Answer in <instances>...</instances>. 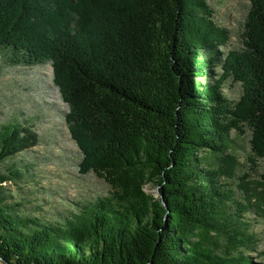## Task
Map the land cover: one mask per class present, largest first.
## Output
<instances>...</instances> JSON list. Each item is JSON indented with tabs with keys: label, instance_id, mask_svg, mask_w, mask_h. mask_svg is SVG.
I'll use <instances>...</instances> for the list:
<instances>
[{
	"label": "trees",
	"instance_id": "trees-1",
	"mask_svg": "<svg viewBox=\"0 0 264 264\" xmlns=\"http://www.w3.org/2000/svg\"><path fill=\"white\" fill-rule=\"evenodd\" d=\"M250 2L232 49L210 0H0V62L51 63L78 171L111 190L60 220L23 212L5 190L22 172L1 164L39 135L0 125L2 260L264 264L250 218L264 224V0Z\"/></svg>",
	"mask_w": 264,
	"mask_h": 264
},
{
	"label": "rangeland",
	"instance_id": "rangeland-1",
	"mask_svg": "<svg viewBox=\"0 0 264 264\" xmlns=\"http://www.w3.org/2000/svg\"><path fill=\"white\" fill-rule=\"evenodd\" d=\"M210 4L216 12V21L231 33L230 47L242 48L250 0H210ZM225 93L231 100H238L242 88L229 81ZM68 111L53 82L51 63L25 67L0 62V125L25 122L35 125L34 130L39 135L37 146L1 164L2 171L8 173L11 165L17 162L22 172L21 178L5 185V190L22 202L23 212L39 214L47 221L60 220L66 213L78 211L83 205L108 196L111 191L109 185L94 173H79L82 155L65 121ZM31 117L34 119H29ZM240 142L245 145V150H240L241 160L247 163L246 171H249L252 166L247 160L250 145L247 140ZM145 190L155 198L161 196L156 184L147 185ZM250 218L252 230L262 241L259 244V250H262L263 221L255 216ZM0 264L4 263L0 261Z\"/></svg>",
	"mask_w": 264,
	"mask_h": 264
},
{
	"label": "water",
	"instance_id": "water-1",
	"mask_svg": "<svg viewBox=\"0 0 264 264\" xmlns=\"http://www.w3.org/2000/svg\"><path fill=\"white\" fill-rule=\"evenodd\" d=\"M71 1L74 2L75 0H71ZM0 261H2L4 264H10L7 261L2 260L1 258H0Z\"/></svg>",
	"mask_w": 264,
	"mask_h": 264
}]
</instances>
